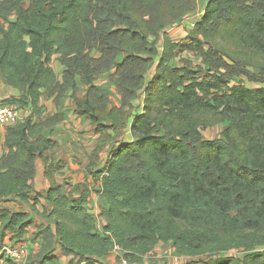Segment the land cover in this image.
<instances>
[{
    "label": "trees",
    "instance_id": "obj_1",
    "mask_svg": "<svg viewBox=\"0 0 264 264\" xmlns=\"http://www.w3.org/2000/svg\"><path fill=\"white\" fill-rule=\"evenodd\" d=\"M196 8V0H0V78L22 91L4 101L31 110L6 128L0 200L27 204L42 220L1 207L0 241L9 233L20 242L33 226L32 240L44 243L28 264H62L58 248L66 264H97L114 248L128 264H167L143 260L158 243L204 257L185 264H264V0H208L185 39H171L167 29ZM183 51L200 62L172 64ZM105 71L120 106L95 83ZM68 90L75 113L105 140L131 116L133 139L92 174L108 205L101 230L85 207L88 189L61 191L63 163L44 135L63 115L43 116L40 97L59 104ZM140 91L141 112H132ZM219 125L217 137H203ZM37 158L45 192L32 187ZM230 250L243 255L225 256Z\"/></svg>",
    "mask_w": 264,
    "mask_h": 264
},
{
    "label": "crops",
    "instance_id": "obj_2",
    "mask_svg": "<svg viewBox=\"0 0 264 264\" xmlns=\"http://www.w3.org/2000/svg\"><path fill=\"white\" fill-rule=\"evenodd\" d=\"M196 1V11L190 16L184 17L179 24L176 25L177 28L172 33H168L171 39L183 41L188 31L192 28L194 24L193 22L198 19L195 18V16L203 13L205 4L208 0ZM56 59L53 57L51 63L55 62ZM182 59L190 61L192 65L200 62V58L195 56L192 52L183 51L171 63L181 64ZM154 65L155 63H153L152 70H150L152 72L155 68ZM109 73L110 72H108V75ZM105 80H107V78L103 76L102 81L98 83L96 81V84L102 85L109 92V90H111L110 87L112 86L104 85L103 81ZM111 85L113 84L111 83ZM141 93L142 92L140 91L139 96L132 103L133 108H137L136 112L140 111L139 106H141L142 103ZM21 94V90L8 86L0 78V99L2 101L5 99L18 98ZM70 94L71 90H68L59 104H55L54 95L46 96L43 94L40 97L39 104L42 106L43 116L52 115L56 112H61L63 115V120L46 130L44 135L56 142V146L49 151V154L52 155L54 160H60L63 163L61 170L55 174V180L60 184L61 191L68 192L76 185H81V189H88L89 195L85 207L91 214L97 217L96 225L98 230H101L103 221L98 218V214L101 208H106L108 205L107 202L100 197V181L95 180L92 174L93 172L102 169L111 150L115 149L125 140L131 141L133 139L130 131L131 116L128 117L125 125L117 134H114L112 130H108V133L113 136V139L105 140L104 137L96 131L94 124L90 123L85 117L75 113L74 101L70 98ZM115 95L114 101L111 104L120 106V96L118 93ZM25 109H28L31 113L29 107H26ZM6 128V126L0 124V156L6 151L4 147ZM43 172L44 167L42 160L37 158L35 161V175L32 179V187L36 192H45L48 189V181L44 177ZM43 205H46L45 200L39 198V201L35 204L36 210L41 211ZM1 207H6L11 211L25 212L33 224H39L42 221L29 205L21 203L14 198L0 200V208ZM33 233L34 227L30 225L26 228L22 241L16 242L11 240L10 234L6 233L0 243L6 246L24 243L30 254L36 252L44 243L41 237H36L32 240ZM55 253L60 256L62 264L67 263V257L61 255V250L59 248ZM118 256H122V252L119 248H114L108 255L100 258L98 264H116ZM0 264L6 263L0 258Z\"/></svg>",
    "mask_w": 264,
    "mask_h": 264
},
{
    "label": "rangeland",
    "instance_id": "obj_3",
    "mask_svg": "<svg viewBox=\"0 0 264 264\" xmlns=\"http://www.w3.org/2000/svg\"><path fill=\"white\" fill-rule=\"evenodd\" d=\"M176 28H177L176 26H171L167 29V32L172 33ZM56 58H57V56H54V59H56ZM155 60H156V58L154 59V61ZM196 64H198V63H195V65ZM51 65H52V68L54 69V71L56 72V74L58 76H60L62 66L58 62V59H56L55 62L51 63ZM152 66H153V63L150 65V68H149L150 70H152ZM150 72H152V71H150ZM103 76H105L107 78V80L103 81L104 85L112 86V87H110L111 90H109V94H110V101H111V103H113L114 98L116 96L115 94H117V90H116V88H114L113 85H111L110 82H108V71L103 72L97 78L96 81H97V83L101 82L103 79ZM238 80L243 81V83L250 88H253V87H256L259 85L255 82L247 81L243 77H239ZM233 83H234V81L230 82V84H233ZM139 107H140V111H138V113L141 112V106H139ZM22 108H26V107H22ZM136 111H137V108L134 107L132 112H136ZM29 115H30V113L28 114V116ZM221 128H222V125L208 127L206 129L202 130L203 137L209 138V139L215 138L218 136ZM124 142L127 143V142H130V140H125ZM224 254H225V256H237V257L243 255V253L240 250H230ZM150 258H153L157 261L160 260L161 262H166L167 264H185V262L189 259L198 260V259H203L204 257L203 256L202 257H188V256L178 255L177 253H175L174 248L172 247L171 243H158L150 254L145 255L143 257V260L148 261Z\"/></svg>",
    "mask_w": 264,
    "mask_h": 264
},
{
    "label": "built area",
    "instance_id": "obj_4",
    "mask_svg": "<svg viewBox=\"0 0 264 264\" xmlns=\"http://www.w3.org/2000/svg\"><path fill=\"white\" fill-rule=\"evenodd\" d=\"M199 17L200 15L195 16V18ZM29 113L30 111L28 109L6 103L0 99V124L6 127L23 121L28 117ZM28 256L29 252L24 243L13 246H6L0 243V258H7L14 264H28ZM116 264H128V262L121 256Z\"/></svg>",
    "mask_w": 264,
    "mask_h": 264
}]
</instances>
